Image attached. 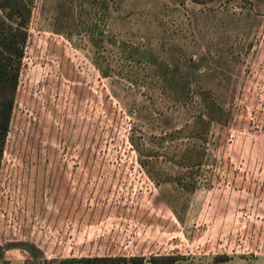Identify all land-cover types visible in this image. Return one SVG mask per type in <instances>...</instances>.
Returning a JSON list of instances; mask_svg holds the SVG:
<instances>
[{
  "label": "rangeland",
  "instance_id": "1",
  "mask_svg": "<svg viewBox=\"0 0 264 264\" xmlns=\"http://www.w3.org/2000/svg\"><path fill=\"white\" fill-rule=\"evenodd\" d=\"M28 29L0 264H264V0H34Z\"/></svg>",
  "mask_w": 264,
  "mask_h": 264
},
{
  "label": "trees",
  "instance_id": "2",
  "mask_svg": "<svg viewBox=\"0 0 264 264\" xmlns=\"http://www.w3.org/2000/svg\"><path fill=\"white\" fill-rule=\"evenodd\" d=\"M34 0H0V172L4 155V147L11 131L12 117L15 108L16 93L20 82L22 62L25 57L26 46L29 38V24L32 16ZM204 100V109L208 116L215 118L217 103L209 91L200 92ZM135 147V141H132ZM142 156L143 150L137 147ZM206 153L204 149L189 146L182 149L176 164L182 169L199 171L204 164ZM141 165L148 166L149 162L141 161ZM192 181L183 185L187 190H195L197 181L191 176ZM183 179H179L182 181ZM184 184V183H183ZM29 253L35 248L32 244H26ZM3 256V248L0 246V259ZM186 259L181 255H152L147 259L143 255L136 256H87L68 257L59 259L53 263L44 264H181ZM231 259L226 258L224 262Z\"/></svg>",
  "mask_w": 264,
  "mask_h": 264
},
{
  "label": "crops",
  "instance_id": "3",
  "mask_svg": "<svg viewBox=\"0 0 264 264\" xmlns=\"http://www.w3.org/2000/svg\"><path fill=\"white\" fill-rule=\"evenodd\" d=\"M11 264H14V263H11ZM24 264V263H23Z\"/></svg>",
  "mask_w": 264,
  "mask_h": 264
}]
</instances>
